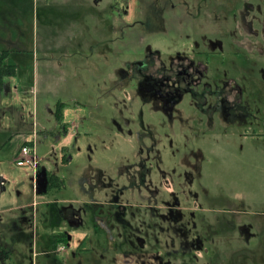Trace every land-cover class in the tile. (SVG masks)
<instances>
[{
  "label": "rangeland",
  "instance_id": "374dc122",
  "mask_svg": "<svg viewBox=\"0 0 264 264\" xmlns=\"http://www.w3.org/2000/svg\"><path fill=\"white\" fill-rule=\"evenodd\" d=\"M145 1L147 9L153 10V0ZM40 3V8L44 7V0H40ZM54 6H49V9L46 8L48 12L39 16L41 24L37 27V38L32 30L35 21L30 13L22 11L11 0H0L1 27L6 28L0 30V53H9L2 62L15 65V73L3 78L0 89V180H3L0 185V239L11 240L10 236L13 235L12 247L15 249L8 263L176 264L175 259L166 253L164 239L157 243L150 238L144 249L127 242L122 227L114 219L107 218V209L99 206L101 201L91 202V189L85 183L91 177V171L97 169L109 175H118L125 170L124 165L133 162L137 146L129 141L134 139V135H127L126 129L119 132L115 125L124 96L122 90L112 85L110 80L116 79L117 75L114 77V74L119 62L112 57L108 65L97 60L96 45H92L96 38V33H92L96 30L92 31L91 28L88 31L91 35L88 36L78 26L65 29L64 10ZM91 6L77 7L72 18H78V24L86 22V26L91 27L93 20L81 17ZM134 15L148 22L147 28L141 32L142 35L145 33L140 40L142 43L139 41L140 33L132 34L131 38L138 39L134 48L138 46V51H141L147 44L155 47L162 37L155 36L159 31L154 33V18L148 14ZM6 19L18 22L19 27L23 28L20 35L10 30L14 26L7 24ZM46 19L50 22L48 26L44 24ZM126 29L128 33L130 29ZM71 30L74 37L67 42L69 37L65 32ZM10 32L13 36H9ZM163 39L168 40L171 46H177L179 42L178 36L171 34L168 39L167 36ZM195 40L201 42L198 34L189 33L183 37L184 45L188 48ZM119 48L122 49L121 46ZM127 48L132 51L133 45L129 43ZM21 49L24 52H18ZM253 64L254 90L264 91V59L255 54ZM60 102H64V106ZM64 108L69 109H65V115L60 116L58 111ZM63 122H68L70 126H65ZM252 124L241 130L229 128L220 134L221 137L216 134L219 137L216 140L207 137L203 142H194L189 132L176 137L163 134V143L159 145L163 168L176 169L175 178L182 169L192 164L200 168L199 186L196 185L192 191L200 196L201 210L194 209L197 199L183 203L185 215L188 216L187 213L191 211L190 222L195 221L198 225L199 216L204 215L214 230L218 226L214 222L216 218L221 220V224H225V219L236 218L239 232L238 225L258 221L264 216V158L261 157L264 154V138L253 134L257 125L255 121ZM32 141H35L38 165L63 180L61 190L47 197L37 195L36 169L16 164L21 146ZM128 172L120 173L119 177L114 178L115 181L118 178L120 185L124 184ZM98 173H92L96 175L94 178L98 177ZM162 182L163 188L170 187L167 181ZM105 192L101 184L95 186L94 199L103 200ZM209 199L212 204L207 203ZM129 204L128 209L136 211L131 218L134 225L142 220L150 221L145 203L137 196L132 195ZM70 205L81 208L82 225L78 232H69V244L87 237L77 245L82 249H78L79 256L77 259L70 256L72 246L67 244L63 245L66 251L52 258L38 257L33 252L52 250L54 234L63 232L64 228L58 224L61 213ZM103 219L108 220L110 225ZM8 230L12 232L8 233ZM17 230H21L22 236ZM118 233L123 240H117L120 237ZM206 235H211L209 229ZM237 237L236 234L232 240ZM239 244L244 242L240 241ZM205 255L204 261L212 259ZM225 257V254H220L217 260H211V264H219L218 258ZM179 260L182 264H200L195 262L192 254L181 256Z\"/></svg>",
  "mask_w": 264,
  "mask_h": 264
},
{
  "label": "flooded vegetation",
  "instance_id": "af4514ba",
  "mask_svg": "<svg viewBox=\"0 0 264 264\" xmlns=\"http://www.w3.org/2000/svg\"><path fill=\"white\" fill-rule=\"evenodd\" d=\"M104 1L105 8L94 9V15L109 14L112 20L116 8L120 27L117 31L118 28L110 26L108 37L95 44L96 59L107 65L110 57L119 62L114 74L116 79L110 80L124 96L115 125L119 132L126 129L127 135H134L133 140H128L136 144L137 151L133 162L124 165L129 172L122 185L114 178L125 174V170L118 175L91 171V177L85 181L91 189V202L101 201L99 206L107 209V218L114 219L122 227L127 242L144 249L150 238L157 243L164 239L166 253L176 264H182L179 258L189 254L200 264H211L220 254L226 257L218 258L219 264H264V216L258 221L238 225L239 232L236 218L223 220L225 224L216 218L214 222L218 226L214 230L204 215L199 216L198 225L190 222L191 211L186 216L183 203L197 199L194 209L201 210L200 196L192 191L199 186L200 168L192 164L175 178L176 169L163 168L159 149L163 134L176 137L189 132L194 142H203L207 137L216 140L219 138L216 134L220 136L229 128L241 130L253 125V121L257 125L253 134L264 138V91L254 90L252 74L254 55L264 59V0H153V10L147 9L145 0ZM134 13L154 18V33L159 31L155 36L162 37L155 47L147 44L141 51L138 46L134 48L138 39L131 38L132 34L140 33V41L145 35L141 34L142 30L148 26L146 19L139 20ZM6 22L19 26L11 20L6 19ZM126 28L130 29L128 33ZM189 33L198 34L201 41H193L190 48L183 42V37ZM170 34L178 36L177 46L163 39L166 36L168 39ZM129 43L133 45L132 51L127 48ZM8 55L7 52L2 57ZM262 73L264 79V69ZM261 157L264 158V154ZM38 169L39 165L36 173ZM93 172H99L98 177L94 178ZM163 180L170 187L163 188ZM2 183L1 179L0 185ZM49 184L48 178L40 172L37 195L48 196L59 191L49 189ZM100 184L106 192L103 200H95L93 190ZM132 195L145 203L150 213L149 222L142 220L134 225L131 221L136 215V211L128 209ZM207 203L212 204L210 199ZM78 209L74 214L81 212V208ZM103 221L109 224L108 220ZM75 222L82 224L81 215ZM207 229L211 232L209 237ZM17 231L22 236L21 230ZM61 233L66 235L67 241L57 244L67 245L69 235L66 232L58 234ZM229 233L232 236H227ZM236 234L238 237L232 240ZM118 235L117 240L124 239L120 233ZM13 237L5 241L0 239V264H9L15 251ZM240 241L244 244L240 245ZM63 245L60 251L65 249ZM205 254L212 259L204 261Z\"/></svg>",
  "mask_w": 264,
  "mask_h": 264
},
{
  "label": "crops",
  "instance_id": "0c3cea01",
  "mask_svg": "<svg viewBox=\"0 0 264 264\" xmlns=\"http://www.w3.org/2000/svg\"><path fill=\"white\" fill-rule=\"evenodd\" d=\"M11 2H15L20 7V9L22 11H27L30 13L31 18H33V20L35 21V24L34 23L32 24V30L34 32V37L38 34V28L37 27H39V24H41L39 16L45 15L48 12L47 11L49 9L48 7L51 5H53V6L55 5L54 7H61L64 10V12H62V15L65 16V19H64L65 29H67L68 26L71 27V29L73 27L76 28V26H78L81 30L83 29L84 32H86L85 35H88V36L91 35L88 32L91 28H92V31L96 30L94 33H92V34L96 33L95 34L96 38L95 39L92 38L95 41L94 43H92V45H95V44L97 45L99 43H102L104 41L105 37L108 35L107 32H110L112 30L111 27H114V29L118 28V29H116L117 31L119 30V27H120L119 26V18L117 16L118 13L116 11V8L113 9V11L115 12V14H114L115 18H113L112 20L110 19L111 17L109 16V14H103L102 16L94 15V9L101 10V9L105 8L106 4H105L104 0H54L52 2H50L49 0H44L45 5H44V7L41 6V8H40V4H41L40 0H31L28 2H25L23 0H11ZM88 4H90L92 6L88 10H86L81 15V17L85 16V19H87V17L92 19L93 24L91 25V27L86 26V22L84 24H81V23L78 24V22H79L78 18H76V19L72 18V14L74 12H77V9H78L77 7L82 8L84 5H88ZM46 8H48V9L46 10ZM60 17H58L59 21H60ZM20 18L24 19L23 16H21ZM0 20H1L0 21V30L6 29L4 27H1L2 19H0ZM7 21H10V20H7ZM49 23L50 22H48V19H46L44 24H45V26H48ZM7 24H8V22H7ZM17 24H18V22H17ZM10 30H14L15 35H20L19 30H23V28L16 26ZM65 34H66V37L67 36L69 37V39L66 41L71 42L73 40V37H74L73 30H71L70 32H65ZM101 34H102V36H101ZM85 35H84V40H85ZM9 36H13V33L10 32ZM38 36L39 35H37L36 37L38 38ZM6 37H8V36H6ZM0 41H2V40L0 39ZM107 42H108V40H107ZM9 65H13V64H9ZM61 103H64V102H61ZM65 109H69V108H64L63 111H62V109H59L60 111H62V115H61V112L58 111L60 116L65 115ZM63 123L65 126H68V124H69L68 122H63ZM69 126H70V124H69ZM70 136L72 138L73 135L71 134ZM35 138H36V136H35ZM39 168L45 170V168H43L41 166H39ZM96 171H97V169H96ZM40 197H47V196L43 195ZM78 210H79L78 208L73 206L72 208L69 207V208L62 211V213H65V216H63V215L61 216L60 223H58V224L61 225L62 227H64L63 232H66L68 235H69V232H75L76 233L80 230V226L82 224L79 225L78 222H75V218L78 219V216L80 215L81 212L78 213L79 215L74 214ZM59 212H61V211H59ZM72 214H74V216ZM70 220H72V222ZM66 229L68 230V232L66 231ZM81 235L83 236V234H81ZM86 238L87 237L83 236L80 239H78L76 241V243H73L72 245L69 244L70 239H68V242H67V244H69L68 246H72L70 256L74 257V259H77V257L80 254L79 250H82L81 247L77 246V245L79 243L80 244L83 243V241ZM51 244H52V250H42V251L39 250L38 252H33V253H37V256L39 255L40 257H49L50 258L51 256H54L57 253H61L63 251H66V248L63 251L59 250L60 247H62L61 245H63V244H55L53 242V240L51 241Z\"/></svg>",
  "mask_w": 264,
  "mask_h": 264
},
{
  "label": "trees",
  "instance_id": "16d2710c",
  "mask_svg": "<svg viewBox=\"0 0 264 264\" xmlns=\"http://www.w3.org/2000/svg\"><path fill=\"white\" fill-rule=\"evenodd\" d=\"M2 54L0 53V84H1V79L3 76H9V75H13L15 73V66L14 65H7L4 64L2 62ZM60 104L63 105V103L60 102ZM64 106V105H63ZM59 112H61L62 115V111L59 110ZM28 142H25V144H27ZM24 144V145H25ZM43 172L44 175L48 178V180L50 181V184L48 186L49 189L54 188L56 190H60L63 186V180L61 179L60 176H58L57 174L53 173L52 171H49L47 169L43 170L41 168L38 169L37 171V175ZM67 241V237L64 233L61 234H55L54 235V239L53 242L55 244H57L58 242H66Z\"/></svg>",
  "mask_w": 264,
  "mask_h": 264
},
{
  "label": "built area",
  "instance_id": "2783aa9c",
  "mask_svg": "<svg viewBox=\"0 0 264 264\" xmlns=\"http://www.w3.org/2000/svg\"><path fill=\"white\" fill-rule=\"evenodd\" d=\"M34 143L35 141L28 142L27 144L23 145V147L20 149L19 156L16 159V164L18 166H31L34 169L37 168L38 161L35 157L36 149Z\"/></svg>",
  "mask_w": 264,
  "mask_h": 264
}]
</instances>
